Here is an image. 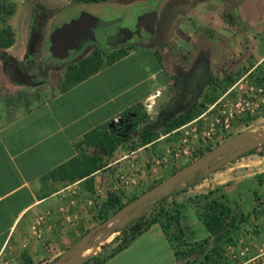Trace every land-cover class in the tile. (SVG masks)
Returning <instances> with one entry per match:
<instances>
[{"label":"crops","instance_id":"1","mask_svg":"<svg viewBox=\"0 0 264 264\" xmlns=\"http://www.w3.org/2000/svg\"><path fill=\"white\" fill-rule=\"evenodd\" d=\"M28 1L0 2V30L9 28L14 38L9 47H0V264H49L63 256L96 225L109 195L123 201L135 195L137 183H147L160 172L152 170L153 159L168 150L172 154L182 130L199 118L137 148V127H131L129 136H123L126 141L111 152L104 149V138L111 140L106 145H115L113 136L120 137L112 121L134 113V126L135 117H152L159 100L153 102L154 97L171 84L161 51L146 44L99 60L82 72L52 73L40 84L38 97H25L5 73L4 56L24 60L32 18L39 10H32L31 17L15 13L10 19L7 11H25ZM181 23L175 41L177 64L180 56L184 59V48L195 45L208 53L213 65L205 68L208 75L223 61L225 70L237 76L218 99L236 100V88L243 86L241 95L264 92V0H196ZM217 42L223 45V58ZM261 106L264 117V100ZM164 166V171L171 168L170 163ZM263 173L264 156L249 154L186 193L222 187L228 204L250 215L236 244L242 239L259 245L264 243V194L254 191L264 186ZM246 181L249 184L243 185ZM177 202L182 241L192 244L208 238L188 200ZM119 233L116 229L105 237L98 250ZM177 250L161 226L153 224L101 264H180Z\"/></svg>","mask_w":264,"mask_h":264},{"label":"trees","instance_id":"2","mask_svg":"<svg viewBox=\"0 0 264 264\" xmlns=\"http://www.w3.org/2000/svg\"><path fill=\"white\" fill-rule=\"evenodd\" d=\"M74 1L77 3H98L108 0ZM2 9L3 6L0 5V12ZM11 13L12 10L9 9L7 15H11ZM12 36V31L9 28H3L0 30V47L7 48L12 45L14 41ZM125 53L126 51H122L120 52V55ZM234 75L228 71H223L221 76L213 74L208 75L205 88L202 92L203 95L200 97V100L193 101L182 112L164 124L152 121L143 122V120H146L145 114L138 116L135 120L134 127L130 130H135L137 127L135 132L137 144L134 145L133 148L143 147L148 144L152 145L161 134L170 133L194 120L203 112L207 103L215 102L232 85V83H234V78L237 77ZM140 122H143L144 125L140 126ZM128 136L129 133L127 134V137ZM231 136H233V134H228L225 139ZM113 137L115 139V145H106L109 144L111 140L104 138L105 145L103 147L107 152H111L117 148L119 143L127 140V138H124L123 136L118 137L115 135ZM259 147L263 148L264 146H258L244 153L243 156L254 153ZM210 150V148L206 149V151ZM201 155H203L202 152H200L199 156ZM260 155L264 156V153L261 151ZM190 162H187V164ZM183 166L173 169L171 173ZM262 177L264 178V173ZM203 178L202 172H198L194 177L189 178V181L186 182L183 187L176 186L168 195L160 197L155 203H146L141 208L139 215L127 221L120 229L119 235L115 236L109 245L104 247L100 253L91 256L81 264H101L107 258L126 248L133 240L148 230L153 224H159L176 249H179L176 251V257L180 261V264H227L229 261L225 257V248L227 245H236L238 239L237 235L241 231L242 224L247 221L250 215L240 212L229 205L226 196L222 192L220 193L221 188L218 187L209 190L206 193L195 195L188 200L194 208L196 217L208 231L209 237L192 244L185 243L181 238L180 212L177 198L196 182L203 180ZM161 180L162 179L154 181L143 190L141 194L148 191ZM135 197L137 196L135 195L127 202H123L117 197L109 195L104 204L105 211L99 214L96 219V224L105 220L109 215L119 210ZM169 199L171 201H169ZM169 202H171V204H169Z\"/></svg>","mask_w":264,"mask_h":264},{"label":"flooded vegetation","instance_id":"3","mask_svg":"<svg viewBox=\"0 0 264 264\" xmlns=\"http://www.w3.org/2000/svg\"><path fill=\"white\" fill-rule=\"evenodd\" d=\"M111 1L117 3V5H125V10H127L130 5L142 7L145 3L155 2L157 8L155 17L152 18V21L150 18L147 20L149 22L151 21L150 25H152V29L146 32L143 31L142 37L136 34L130 35L128 38L126 37L123 43L121 42V37L104 39L103 42H100V40H88L83 37H76L74 40L76 42H61V44L54 46L52 52H49L50 34L57 26H52V14L49 10L38 8V13L35 12V16H37H33L32 18L29 45L25 60L19 62L10 56H4V63L6 62L5 73L14 84L22 88L25 97H38L40 91L38 88L40 84L48 80L52 73H58L59 71L82 72L92 65H95L99 60L106 59L109 56L127 51L141 44L151 45L161 51L162 57L164 56V59L168 63H171L173 75L176 62L175 66H173L172 63H174L176 59L172 54L175 50V41L178 39L177 34H179L180 31L179 27L182 24L181 22L187 18L196 0ZM125 10H119V14H122ZM70 38L71 37H69V39ZM170 58L173 59L172 62L169 61ZM10 65L16 66L18 71H15L14 67L12 68ZM173 79L174 81L171 87L165 88L159 96L157 107L154 110V113L158 115L155 118L153 116L149 117L150 121L164 124L193 102L191 100V92L193 90L192 87L195 86L192 80H188L187 83L182 86L178 82V78L175 77V73ZM203 90L195 95L197 96L196 100L203 95ZM123 118L128 119L129 117L123 115ZM136 119L135 117L134 123ZM127 125L128 121H117L115 130L119 136H126L128 134L125 131ZM133 127L134 126H132V128Z\"/></svg>","mask_w":264,"mask_h":264},{"label":"rangeland","instance_id":"4","mask_svg":"<svg viewBox=\"0 0 264 264\" xmlns=\"http://www.w3.org/2000/svg\"><path fill=\"white\" fill-rule=\"evenodd\" d=\"M0 2H2V0H0ZM111 2H113V1L108 0V1H104V2H98V3H77L74 0H29L28 3H26L28 7L25 11L23 9H22L23 11L22 10L21 11H18V10L13 11L11 13V15H9V19L14 17L13 15L15 13L18 16L22 15L23 13H26V15L28 17H31L32 12H33L32 10L38 9V7H41V8L47 9L51 12V14H52L51 24H52V26L53 25L59 26L64 22L70 21L73 17L79 16L81 11H88L91 14L97 16L98 18H101L103 20H108V19H112V18H117L120 15L119 14L120 13L119 12L120 7H118V6L112 7ZM37 13H38V11H37ZM6 17L7 16L4 13L3 18L6 19ZM20 18H21V16H20ZM4 24L5 23H3L2 25H4ZM217 49H218V51H221V58H223L224 57L223 45L221 43L217 42ZM183 52L185 55L184 59H182L180 56L179 60H178V64H177L176 60H174V63H172L173 66H175V62H176V67L174 69V73H175V77L178 78V82L182 86L185 85L188 80H192L195 87H192L193 90L191 92V98H192L191 100L194 101L197 98V96H195V95H197V93H200L203 90V88L207 82L208 71H206L205 68L206 67H212L213 65L211 62H209V58L207 55L208 53L206 54V52H203L201 49H199V47H196L195 45L186 46L184 48ZM23 55H22L23 59L25 60V57L27 55V50L24 52ZM172 55L175 58L178 57V55H176L175 50H174ZM163 59H164V56H163ZM170 59H169V61L172 62L173 59H171V60ZM164 62H165L164 63L165 66L168 69V72L170 73V76H171V84L169 86V87H171V85L173 84V81H174V79H173L174 73L172 75L171 63H168L165 59H164ZM220 64H223L221 66L224 68L225 63H223V61H220ZM219 66L220 65L218 63V68L212 72L213 75H220L221 76L223 74V71H228L230 73L233 72L229 69L228 70H225V68L221 69V66L220 67ZM199 89H201V90H199ZM236 89H237L238 96H241L245 87L243 86L241 88H236ZM198 100H200V98ZM235 102H236V100H233L231 102H227L224 98H221V99H218L216 104H214L213 102L207 103L205 108L203 109V112L198 116L199 118L196 121L188 124L184 128V130H182L183 134L181 136V139L175 145V148L173 151V153H177L178 155L176 157H174V156H172L173 153L171 155L168 154V151H170V150L166 151V153L163 156H165V155L168 156V161L165 163H162L158 167L160 172L159 173L157 172V174L155 176L154 175L151 176L148 179L147 183H137L135 195L136 196L140 195L141 192L143 190H145L149 185H151L154 181L167 177L169 174H171V171L173 169H176L180 166H183V165L187 164V162L193 161V160L203 156L205 153L208 152V151H206L207 148L212 149L211 147H215V145L217 143L225 140V137L228 134L236 135L238 133H246V134L247 133H256L259 135H264V117H263V112H261L262 110H260L262 108V106L260 105L254 112H250V111L241 112V113H238V112L234 113L233 112V115L229 116L228 112H227L228 108L231 105H234ZM260 114H262V115H260ZM151 115L155 118L158 114L153 112V114H151ZM145 116H146V118H145L146 120H143V122H145V121L150 122L149 116H147L146 114H145ZM225 118L228 119V121H227L228 127L227 128H223V124H224L223 120ZM143 122H141V126L144 125ZM211 123H215L216 128H217V132L213 137L210 136L208 138L207 136H203V132L208 131ZM193 128H195V130H196L195 136H193V132H191V130ZM261 151L264 153V147L263 148L259 147L252 154H254L255 157H258V156H261L260 155ZM200 152H202L203 155L199 156ZM229 153L230 152L224 153L222 155V157H224L225 155H227ZM160 157H162V156H160ZM242 157H245V156H243V154H242L240 156L233 158L230 162L224 164L223 166H221L217 170L212 171L203 177L208 178L211 175H215V173L226 169L228 165L238 163L240 161V158H242ZM156 158H159V157H156ZM167 163L171 164V168L167 167L166 170L164 171V169H165L164 165H166ZM158 168L155 171H157ZM204 183H205V185H207L210 182L205 181ZM184 184H186L185 181L180 182L179 187L183 186ZM247 184H249L248 181L243 183V185H247ZM204 187H206V186H204ZM219 188H222V187H219ZM201 191H202L201 192V194H202V193H206L209 190L207 188H203V190H201ZM254 192L256 195L261 196L262 194H264V186L258 188ZM135 195L127 197V198L123 199V201L127 202L130 198H132ZM195 195H199V194H195L192 192L191 194L188 195V193H186V191H185V192L181 193V195L178 196V198L189 200V198H193ZM169 201H171V200L169 199ZM169 204H171V202H169ZM181 211L185 212V209L181 208ZM118 223H120V222L113 224L111 226V229L116 227L118 225ZM192 228L190 227L188 230H186L187 232L186 231L185 232L190 233ZM201 229L203 231H205L204 228L201 227ZM193 230H194V232L197 233L198 229L195 228ZM98 245H100V244H98ZM263 245H264V243L259 244V245H249L247 243H244L242 241V239L240 241H238V244H236L235 246H232L231 250L228 248V246H230V245H227L225 248V257L229 261L227 264H246V260L258 256L259 249H261V247ZM98 249H99V246H98V248L88 250L87 252L84 253V257H88L91 255L93 256L95 254L100 253L101 250H98ZM248 263L251 264L250 261Z\"/></svg>","mask_w":264,"mask_h":264},{"label":"water","instance_id":"5","mask_svg":"<svg viewBox=\"0 0 264 264\" xmlns=\"http://www.w3.org/2000/svg\"><path fill=\"white\" fill-rule=\"evenodd\" d=\"M111 6H118L120 10L126 9L125 5H117L114 1L111 2ZM156 10L157 8L153 1L151 3H145L142 7L130 5L119 17L108 20L98 18L88 11H81L76 18H72L70 21L64 22L53 29L50 34L49 52H52L54 46L61 44V42H76L74 41L76 37H83L88 40H100V42L108 38L121 37L122 43L126 40V37L128 38L133 34L142 37L143 31L146 32L152 29L150 22L152 18L155 17ZM148 18L151 19L150 22L147 21ZM69 37L71 38L69 39ZM13 67L15 71H18L16 66L13 65L12 68ZM158 99L159 95L154 97L153 102H157ZM127 116L129 117L128 119L121 117L117 119V121H128V125L125 129V131L128 132V129L133 125L132 118L135 114L130 113L127 114ZM117 121H112L110 126L114 128ZM258 146H264V135L256 133H238L226 138L203 156L169 174L148 191L138 195L119 210L109 215L105 220L88 229L63 256L53 261L51 264H81L83 261L90 258V256L84 257L85 252L90 249L98 248V246L100 247L98 244L103 242L105 237L109 236L116 229L120 230L127 221L137 217L141 208L146 203H155L157 199L168 195L176 186H179L180 182H188V179L194 177L198 172H202V175L206 176L208 173L230 162L233 158ZM228 152L230 153L222 157L224 153ZM117 222L120 223L111 229V226Z\"/></svg>","mask_w":264,"mask_h":264},{"label":"built area","instance_id":"6","mask_svg":"<svg viewBox=\"0 0 264 264\" xmlns=\"http://www.w3.org/2000/svg\"><path fill=\"white\" fill-rule=\"evenodd\" d=\"M263 100H264V92L262 90H258L257 95L238 96L236 98L235 104L231 105L228 108V111H227L228 115L229 116L233 115V112L234 113H237V112L241 113V112H246V111L254 112L263 103ZM227 121H228L227 118L223 120L224 122L223 128L228 127ZM191 132H193V136H195L196 134L195 128H193ZM216 132H217V128H216L215 123H211L208 131L203 132V136H207L208 138L210 136L213 137L216 134ZM169 153H171V151H168V154ZM177 155H178L177 153H173L172 156L176 157ZM167 161H168V156L166 155L153 159V161L151 162L152 170L155 171L162 163H165ZM231 247H232L231 245L228 246L230 250H231ZM263 251H264V245L261 247V249H259V254L257 257L250 258L251 264H259V263L264 264V252Z\"/></svg>","mask_w":264,"mask_h":264}]
</instances>
